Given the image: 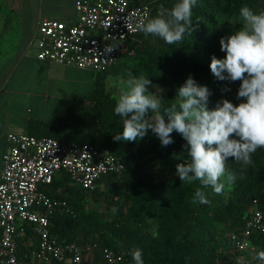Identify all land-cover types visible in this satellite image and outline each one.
Segmentation results:
<instances>
[{"label":"trees","instance_id":"1","mask_svg":"<svg viewBox=\"0 0 264 264\" xmlns=\"http://www.w3.org/2000/svg\"><path fill=\"white\" fill-rule=\"evenodd\" d=\"M177 2L132 0L134 5L148 4L151 8L157 6L167 10ZM261 3L264 4V0H197L192 9L191 34L186 33L184 39L173 46L151 47L141 42L133 57H123L122 60L134 59L133 74L164 76V83L170 88L169 92L159 94L164 107L176 104L173 90L182 86L189 76L199 85H211L218 89L221 85L210 68L192 57L197 55L211 60L215 56L223 59L220 39L227 37L224 25L232 21L227 24V30L238 31L243 26L240 8L246 5L254 10ZM103 74H95V87L91 94L62 99L49 119L31 122L28 135L51 137L60 142L89 143L124 162L128 142L113 139L114 135L122 132L121 121L124 118L114 112L117 101L105 91ZM237 92L230 97L212 94L209 109L223 99L239 104L242 101L237 99ZM160 114L163 115V111ZM171 135L174 143L162 147L154 156L152 165L166 166L173 158L187 155L186 141L176 132ZM252 160L251 165L244 166L235 162L234 158L229 159L227 168L235 173L236 180L225 198L214 193L211 187H202L198 180L191 184H159L140 179L125 181L124 211L109 218L106 230L93 231L99 218L95 212L86 209L87 193L75 191L67 183L54 180L48 194L54 196V189H64L67 194L56 197L66 200L69 209L50 218V232L61 244L76 242L85 232L91 234L92 240L99 246L116 252L125 248L127 253L122 264H134L131 257L134 249L142 251L144 264H232L227 261L230 241H219L216 226L223 223L239 233L254 199L264 210V148L258 149ZM64 181H68L66 176ZM197 190L204 192L210 203L193 202ZM153 213L156 214L158 234L147 239L145 231ZM25 229L26 236L31 232L36 240L35 233L28 227ZM251 242L264 251V235L252 237Z\"/></svg>","mask_w":264,"mask_h":264},{"label":"built area","instance_id":"2","mask_svg":"<svg viewBox=\"0 0 264 264\" xmlns=\"http://www.w3.org/2000/svg\"><path fill=\"white\" fill-rule=\"evenodd\" d=\"M76 19L40 20L35 36V57L60 66H74L104 73L123 57H133L141 44L136 25L151 20L148 4L132 0H75ZM128 24V27H127ZM108 48H112L108 51ZM0 173V264H41L47 261L79 264L83 255L96 253L103 264H122L121 252L99 246L93 240L61 244L50 232V218L68 211L61 190L48 194L54 180L85 193L104 178L121 174L124 162L89 143L60 142L51 137L8 133ZM64 176L68 181H64ZM63 190V189H62ZM27 237L37 263H27L21 244ZM264 235V210L254 199L240 232L231 231L229 241L245 250L252 237Z\"/></svg>","mask_w":264,"mask_h":264},{"label":"clouds","instance_id":"3","mask_svg":"<svg viewBox=\"0 0 264 264\" xmlns=\"http://www.w3.org/2000/svg\"><path fill=\"white\" fill-rule=\"evenodd\" d=\"M196 4L197 0H178L167 11L168 19L157 17L140 22L136 28L146 36L160 37L169 45L181 42L186 33L192 32V9ZM239 15L243 26L235 34L220 39L225 57L213 56L209 67L219 81L241 82L237 99L242 102L233 104L223 99L209 109L212 92L189 76L177 89L178 105L164 107L162 97L149 94L151 80L129 72L128 90L120 95L114 108L115 114L124 118L122 132L113 136L115 141L135 142L150 130L161 146L167 147L174 143L171 134H180L186 141L190 160L177 164L176 175L181 182L198 180L202 187H211L216 194H222L226 184L231 187L235 183V173L227 168L230 158L248 166L253 163V154L264 148V11L256 13L245 5ZM197 200L201 204L210 203L200 190L193 202ZM112 211L115 213L116 209ZM131 257L134 264H144L140 249H134ZM255 258L264 264V251L257 252ZM236 264H246L244 257H238Z\"/></svg>","mask_w":264,"mask_h":264},{"label":"crops","instance_id":"4","mask_svg":"<svg viewBox=\"0 0 264 264\" xmlns=\"http://www.w3.org/2000/svg\"><path fill=\"white\" fill-rule=\"evenodd\" d=\"M0 173L8 133L28 134L30 123L49 119L57 103L87 96L95 87V73L60 66L35 57L34 36L43 18L74 21L75 0H0ZM13 16V18H12ZM60 182L59 180H56ZM50 190L52 188L50 187ZM66 191L61 187L53 191ZM33 238L31 232L29 235ZM21 244L27 263H37L33 250ZM35 240V239H33ZM41 264H70L53 261ZM79 264H103L96 253L83 255Z\"/></svg>","mask_w":264,"mask_h":264},{"label":"rangeland","instance_id":"5","mask_svg":"<svg viewBox=\"0 0 264 264\" xmlns=\"http://www.w3.org/2000/svg\"><path fill=\"white\" fill-rule=\"evenodd\" d=\"M1 3V1H0ZM2 5H0L1 9ZM167 9L159 8L157 6H153L151 12V19L161 17L164 19H168ZM254 12L259 13L264 11V4H259L254 10ZM13 18V16H12ZM232 21H228L223 30L227 31V36L231 34H235V32H229L227 30V24ZM236 23V22H235ZM140 39L142 42L146 43L148 46L155 47L159 45H169L164 42L158 36H153L151 34L144 35L143 33L140 35ZM171 44L169 46H173ZM225 57V53H223L222 58ZM193 60L198 62H204L203 65L209 67L211 60H207L201 58L197 55L192 57ZM135 61L134 59H125L120 60L113 68L104 72V81H105V91L110 94L112 98H114L117 102L119 100L120 95L123 92L128 90L127 87V73L131 72L133 74V65ZM210 68V67H209ZM136 77H139L140 73L133 74ZM144 76V75H143ZM151 80V86H149V94H155L159 97L161 92L167 93L170 91V88L164 83L165 78L160 74H154L147 76ZM220 88L214 89L211 85H207L212 94L220 95L224 97H230L234 92L239 89L240 81L236 82H228V81H219ZM230 89V91H222V89ZM175 97L177 96V90H173ZM179 98L176 97V104L178 105ZM152 115L151 110L148 113V117L150 118ZM156 114L154 113L153 116ZM123 124V121H121ZM162 149L161 143L159 139L149 130L148 134L143 138L135 142H128V149L124 156V172L117 176L111 178L102 179L97 185L96 188L87 194L86 197V209L91 212H95L98 215V222L95 223L93 231L95 230H106V225L111 216L118 214L121 211H124L125 204V181L132 179H140L142 181L155 182L159 184H173L176 182H181L179 177L176 175V166L180 163L189 162L190 158L187 155L173 158L166 166H154V156ZM152 165V166H151ZM185 183H189L187 181H183ZM224 182V181H222ZM193 183V181L191 182ZM189 183V184H191ZM76 191V188H73ZM232 190V186L228 187L227 184L222 192L223 198L226 197ZM115 208L116 212L113 213L112 209ZM149 228L145 231V237L147 239H152L158 234V223L156 220V214H151L149 217ZM90 228V227H89ZM231 228L228 225H224L223 223H217L216 226V235H218L219 241L225 240L227 241L229 238V234L231 232ZM88 240H92L91 234H86L82 232V234L76 239V242L82 243L87 242ZM230 249L228 251L227 261L236 264L238 257H244L246 264H256L258 260L255 258L256 253L260 251L259 246L250 243V245L245 250H240L234 247L232 243L229 244ZM121 253L126 256V249L124 248ZM126 258V257H125Z\"/></svg>","mask_w":264,"mask_h":264}]
</instances>
